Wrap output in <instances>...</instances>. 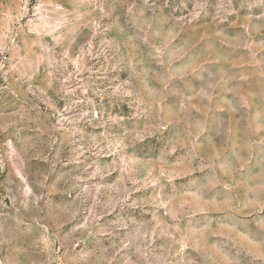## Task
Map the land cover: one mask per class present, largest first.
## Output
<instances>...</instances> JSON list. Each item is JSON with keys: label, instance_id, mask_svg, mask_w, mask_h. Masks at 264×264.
Masks as SVG:
<instances>
[{"label": "rangeland", "instance_id": "1", "mask_svg": "<svg viewBox=\"0 0 264 264\" xmlns=\"http://www.w3.org/2000/svg\"><path fill=\"white\" fill-rule=\"evenodd\" d=\"M0 264H264V0H0Z\"/></svg>", "mask_w": 264, "mask_h": 264}]
</instances>
